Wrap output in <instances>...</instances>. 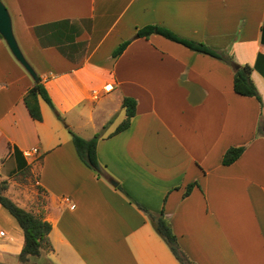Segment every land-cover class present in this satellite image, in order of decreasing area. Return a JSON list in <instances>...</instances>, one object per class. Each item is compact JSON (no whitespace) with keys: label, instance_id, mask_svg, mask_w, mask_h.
<instances>
[{"label":"crops","instance_id":"crops-1","mask_svg":"<svg viewBox=\"0 0 264 264\" xmlns=\"http://www.w3.org/2000/svg\"><path fill=\"white\" fill-rule=\"evenodd\" d=\"M2 1L55 108L40 98L43 118L31 116L24 98L36 81L0 36V185L51 223L53 246L20 260L24 230L0 203V264H181L155 230L160 214L193 264H264V0ZM147 25L225 58L137 37ZM237 65L251 66L263 105L235 91ZM125 97L136 114L116 132ZM71 131H101L99 172ZM23 173L44 200L17 187Z\"/></svg>","mask_w":264,"mask_h":264},{"label":"trees","instance_id":"trees-1","mask_svg":"<svg viewBox=\"0 0 264 264\" xmlns=\"http://www.w3.org/2000/svg\"><path fill=\"white\" fill-rule=\"evenodd\" d=\"M42 26L36 27L35 31L40 38L41 44L45 45L43 37L41 36ZM152 34H161L166 38L182 43L185 46L203 52L218 58H225L224 54L209 47L205 43L193 41L183 38L173 31L159 26V25H147L139 28L136 33L137 37H149ZM1 36V35H0ZM2 37V36H1ZM130 41H125L119 45L114 51V56H119L127 47ZM57 45H60L57 43ZM59 48L63 49L61 46ZM64 50V49H63ZM252 68L250 65H237L234 75V88L238 94L244 96L256 97L263 105L261 95L251 78ZM40 98H43L53 108V101L42 83L41 78L36 81L34 86L30 88L25 95L24 101L31 114L36 120H42V111L40 106ZM136 100L131 97H125L123 100V107L126 109V119L117 127L116 132L126 129L131 119L136 114ZM73 142L77 149L80 158L92 169L100 171L102 166L97 156V145L101 135L98 133L91 139H86L74 131H71ZM244 152V147H231L227 150L223 156L222 162L224 165H230L234 163ZM192 184L189 185L188 190L191 189ZM7 188V181H3L0 185V203L17 219L20 226L25 233V244L20 254V260L25 261L31 256H38L42 253L47 254L53 250V246L50 240V232L52 225L46 221L41 214L27 210L19 206L11 198L4 194V190ZM153 225L158 234L166 241L171 251L181 264H193V261L181 250L177 236L173 232L170 223L163 217V214L152 217Z\"/></svg>","mask_w":264,"mask_h":264},{"label":"water","instance_id":"water-1","mask_svg":"<svg viewBox=\"0 0 264 264\" xmlns=\"http://www.w3.org/2000/svg\"><path fill=\"white\" fill-rule=\"evenodd\" d=\"M0 35L7 43L15 58L26 68V70L31 74L35 81H39L40 78L37 72L26 59L21 50V47L14 33L10 11L2 0H0ZM113 184L116 185L117 183L113 181Z\"/></svg>","mask_w":264,"mask_h":264},{"label":"rangeland","instance_id":"rangeland-1","mask_svg":"<svg viewBox=\"0 0 264 264\" xmlns=\"http://www.w3.org/2000/svg\"><path fill=\"white\" fill-rule=\"evenodd\" d=\"M122 120H123L122 116L121 117L115 116V118H114L115 124L113 125L111 123V125L107 128V131H111L110 129H114L116 126H118L120 124V122H122ZM99 132H100L99 134L101 135V131H99ZM77 134H79V133H77ZM15 180L18 183L17 187L21 188L22 191L25 190L23 192H26V193H29V192L32 193L33 192L41 198L40 201L44 200V198L41 197L42 195L37 193L38 187L35 183V178L33 176H31L27 173H23V174L17 175Z\"/></svg>","mask_w":264,"mask_h":264},{"label":"built area","instance_id":"built-area-1","mask_svg":"<svg viewBox=\"0 0 264 264\" xmlns=\"http://www.w3.org/2000/svg\"><path fill=\"white\" fill-rule=\"evenodd\" d=\"M95 97H97V96H95ZM38 152H39V149L37 147H35V148H33V149L29 150V151H26L25 155L26 156H31L33 154H37ZM1 234H3V232H1Z\"/></svg>","mask_w":264,"mask_h":264}]
</instances>
